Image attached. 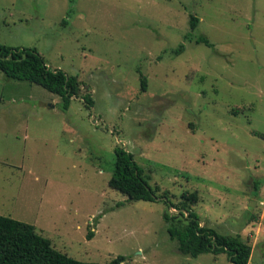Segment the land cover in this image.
Returning a JSON list of instances; mask_svg holds the SVG:
<instances>
[{
    "label": "rangeland",
    "instance_id": "obj_1",
    "mask_svg": "<svg viewBox=\"0 0 264 264\" xmlns=\"http://www.w3.org/2000/svg\"><path fill=\"white\" fill-rule=\"evenodd\" d=\"M70 4L0 0V44L35 47L93 101L72 97L63 111L58 95L0 70V215L82 261L232 264L181 253L163 219L185 223L176 208L108 185L122 147L156 195L177 205L196 192L201 224L240 235L248 264H264V0ZM198 36L212 46L185 39Z\"/></svg>",
    "mask_w": 264,
    "mask_h": 264
},
{
    "label": "trees",
    "instance_id": "obj_2",
    "mask_svg": "<svg viewBox=\"0 0 264 264\" xmlns=\"http://www.w3.org/2000/svg\"><path fill=\"white\" fill-rule=\"evenodd\" d=\"M67 11L74 10L73 0ZM198 18L190 14L189 26L191 30L197 27ZM195 43L212 46L205 36L195 38L185 37ZM180 44L176 53L183 50ZM0 70L8 78L35 83L47 91L58 95L61 99V110L68 109L72 97H81L87 107L92 106L90 93L79 95L81 83L75 76L67 75L60 69L48 66L43 56L35 47H13L0 44ZM141 90L145 91L147 79L140 74ZM88 89V88H87ZM108 185L126 195L127 200L163 201L167 209H177V214L184 218L175 223L169 211L163 213L167 224V232L172 240H176L178 250L186 255L196 257L202 253L214 255L225 253L232 264H248L252 247L240 235L221 234L213 228L201 224V220L193 210V204L198 201L196 192L185 191L181 194L179 204L175 205L167 195H156L134 156L128 150L117 147L112 174ZM93 236V231L87 232V238ZM124 257L118 255L107 263L89 262L75 259L55 249L51 241L39 234L31 223L0 215V264H121Z\"/></svg>",
    "mask_w": 264,
    "mask_h": 264
}]
</instances>
